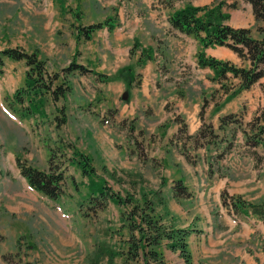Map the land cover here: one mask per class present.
<instances>
[{
  "label": "rangeland",
  "instance_id": "374dc122",
  "mask_svg": "<svg viewBox=\"0 0 264 264\" xmlns=\"http://www.w3.org/2000/svg\"><path fill=\"white\" fill-rule=\"evenodd\" d=\"M183 1L0 0V48L17 47L37 51L46 60L51 72L60 73L72 58L78 61L81 54L78 45L81 40V48L84 46L85 39L78 37L77 26L111 17L114 29H121L120 8L124 7L122 15L130 18L131 8L141 5L149 13L150 6L156 8L157 13L154 11V16L146 14V24L141 29V38L148 39V35L155 33L154 25L162 17V8L156 4L160 2L172 6L176 3L177 6L178 2L181 4ZM224 1L223 10L229 14V23L247 26L254 34L261 35L257 28L262 25L255 19L248 2ZM130 3L133 5H129ZM73 39L75 47L72 46ZM92 45L100 50L101 43L97 40ZM25 69L22 60L6 59L0 70V264H96L92 256L98 249L105 250L107 255L99 264H109L107 250L115 253L112 264H130L125 263L129 257L125 253L127 232L122 227L120 216L123 206L110 200L93 204L84 199L86 187L83 183L86 178L81 175L79 168L67 166V150L55 149L49 164V147H54L59 137L65 138L66 143L75 144L89 155L96 169V179L104 181L109 190L120 195H133L138 199L142 193H148L153 201L151 209L164 225L178 227L187 222L188 227L181 228L191 230L195 227L199 216L204 214L195 212L192 208L190 210L194 215L187 211L175 214L167 203L168 194L161 186L164 179L161 173L167 172L165 168L184 174L188 172L182 160L172 153H152L154 157L150 154L149 142L153 139V134H148L144 129L134 130L131 126L124 125L125 123L122 128H125L128 138L134 141L137 159L124 158L119 149L121 146L115 145L114 148L112 145V139H118V136L108 121H104L111 117L109 108L102 111L101 106L112 99L101 84H108L109 81H101L87 73L70 72L68 77L72 88L65 98H60L55 104L51 99L45 101V114L42 116L31 114L22 118L10 104L18 109L27 106L26 99L21 102L13 100L15 91L24 85ZM259 84L258 88L261 90L264 82L261 86ZM124 96L128 98V92L123 93L120 98L123 99ZM226 100L228 99L224 98L223 102ZM262 101L256 100L248 105L243 102L242 109L238 108V111H244V120L252 117L263 105ZM61 105H65L67 121L57 128L53 117L59 114L58 107ZM99 116L101 119L97 122ZM135 131L137 133L134 134ZM213 147L210 146V151H215L214 156L222 158V154L218 155V150ZM63 151L66 155L62 154ZM255 151V167L260 172L252 175V178L257 176L259 181L246 185V188H251L249 192L252 193L264 191V144L257 146ZM190 155L187 159L189 162ZM22 164L45 172L54 170L62 173L65 192L59 199H55L33 190L21 174ZM240 176L244 183L253 181L245 172ZM257 185L259 186L256 187ZM263 199L264 193L253 202ZM159 251L164 264L186 263L178 251L183 260L172 259L171 253L175 251L165 241L160 244ZM131 264H142V260ZM190 264L204 263L200 259L195 262L191 257Z\"/></svg>",
  "mask_w": 264,
  "mask_h": 264
},
{
  "label": "crops",
  "instance_id": "0c3cea01",
  "mask_svg": "<svg viewBox=\"0 0 264 264\" xmlns=\"http://www.w3.org/2000/svg\"><path fill=\"white\" fill-rule=\"evenodd\" d=\"M188 2L193 5H208L214 1L184 0L181 4L178 2L177 6L176 3L172 6L157 3L162 8V17L157 20L159 25L155 23V33L148 35V39L141 38V29L146 24V14L154 16L156 8L149 6L150 11L147 13L141 5L133 7L130 18L124 17L122 11L125 8H120L119 25L122 28L114 29V26L109 30L104 26L91 32L90 38L84 40L83 48L82 40L79 42L81 54L76 61L85 65L91 71L87 74L96 78V73L113 75L108 84L101 82L107 94L112 96V99L101 106L102 111L109 108L111 112L108 124L118 136V139H112V145L114 148L115 145L121 146L119 149L124 158L137 159L134 141L128 138L125 128H122L125 123L124 125L131 126L134 130L144 129L148 134H153V139L149 140L151 155L172 153L186 164L188 172L185 174L165 168L167 172L161 173L164 178L161 186L168 194L167 203L175 214L187 211L194 215L191 208L204 214L199 216L193 229L190 227L188 245L192 260L196 262L200 259L204 264H264V221L249 209L242 212L227 208L222 205L220 195L225 192L231 196L240 195L249 202L257 201L264 191L252 193L249 192L251 188H246V185L259 181L257 176L252 178V175L260 172V169L255 167L252 155L243 153L244 135L240 126L230 123L225 126V131L218 128L222 115L242 109L243 102L248 105L249 102L263 100L264 86L260 90L258 84L261 86L264 79L260 78L250 88L223 102L228 92L222 90L218 80L211 79V68H199L197 51L202 49L206 55L229 60L236 65H246V62L225 46L202 48L197 39L170 26L169 15ZM251 33L261 36L254 34L252 30ZM95 40L101 43L100 50L92 45ZM135 42L139 46L130 54ZM75 43L73 39V47L76 46ZM146 48L151 52L150 58H145L142 65H136L140 50ZM5 62L6 60L4 64ZM124 65L131 66L132 77L138 74L140 78L137 84L130 86L127 99L120 98L126 83L121 78L114 77ZM231 76L227 73V79L222 82L229 86L236 85L239 79ZM137 79L136 77L134 82ZM204 101L207 104L200 115ZM240 109L238 112L242 113L243 121L250 120L251 118L244 120L245 113ZM99 118L101 119L99 116L97 122ZM203 122L210 123L218 133V137L214 138V147L213 143L209 146H194L187 137L194 135ZM181 127L185 130L178 135ZM229 141L237 146L226 151L224 146ZM210 146L219 153L222 152L223 157L219 159L214 156L216 153L210 151ZM186 152L191 154L190 162L184 155ZM244 172L252 182H243L240 175ZM178 180L190 192L189 195H174L172 186ZM186 226L188 227L187 222L178 227ZM171 254L172 259L183 260L177 251Z\"/></svg>",
  "mask_w": 264,
  "mask_h": 264
},
{
  "label": "trees",
  "instance_id": "16d2710c",
  "mask_svg": "<svg viewBox=\"0 0 264 264\" xmlns=\"http://www.w3.org/2000/svg\"><path fill=\"white\" fill-rule=\"evenodd\" d=\"M245 1L251 4L255 19L264 23V0ZM224 3V0L213 2L210 5H193L189 3L173 11L169 16V21L174 28L196 38L201 47L227 46L237 53L241 59L248 62V65H236L230 61L206 55L201 49L197 51L196 59L198 65L201 67L207 66L213 70L214 73L211 79H216L220 82L222 90L228 92L226 98L229 99L242 90L249 88L255 81L264 76V27L258 26L257 30L261 33V36L257 37L251 33L250 28L234 27L228 24L226 20L229 18V14L223 10ZM109 21L110 18L89 25L77 26L78 37L89 39L91 32L105 24L111 28L112 24ZM138 46L139 43L135 42L130 54H133ZM150 56L149 48L142 49L136 63L142 64L145 58H150ZM6 59L23 60L27 66L25 85L15 91L13 99L15 102H21L26 99L27 106L24 109H18L13 104H10L11 108L22 118L31 116V114L44 115L45 101L51 99L53 104H55L60 98H65L68 91L71 90L72 86L68 77L70 72L75 70L80 73L89 71L84 65L76 62L75 58H72L68 65L62 68L60 73L58 71L51 72L46 60L41 58L37 51H27L17 47L0 49V70ZM130 70V66L122 67L116 74V77L125 81L126 88L129 87L134 79L130 75ZM227 73L239 79L236 86H229L222 82L223 79H227ZM98 76L103 81L108 79L105 74L98 73ZM206 104L207 102L205 101L201 107L200 115H202ZM58 112L59 114L54 115L53 119L56 120L55 125L57 128H60L67 121L65 105L59 106ZM230 123H236L241 127L247 146L254 147L263 144L264 102L247 122L242 121L240 113L222 115L219 118L218 128L225 131V126ZM184 130V127H181L178 134L184 132ZM187 137L193 138L196 145L210 144L215 143L214 138L218 137V134L215 133L210 123H203L195 135H190V137L187 135ZM64 139L59 137V141L54 147H49L46 144L49 147V164H51L55 149L67 150L69 152L66 157L67 166L79 168L81 175L86 178V182L83 183L86 187L84 199L89 200L93 204L102 200H110L123 206L121 207L120 216L122 227L127 232L125 253L129 257L125 263H138L142 260V264H164L159 246L165 241L170 249L178 251L184 261L190 264L191 256L188 248V236L191 230L189 228L164 225L160 218L153 213L151 209L153 201L148 197V193L145 195L142 193L138 199L133 195H120L115 191L109 190L104 181L100 182L96 179V169L89 155L81 151L75 144L66 143ZM230 143L231 141L227 143L225 150L230 148ZM62 154L66 155V152L63 151ZM185 155L189 159L190 154L185 153ZM20 168L29 184L47 196L59 198L65 192L62 173H57L54 170L45 172L23 164L20 165ZM209 171L211 172V169ZM157 193L161 195L158 190ZM189 193L179 180L174 184V195L176 197L186 196ZM221 201L224 205H230L233 209L243 212L249 208L252 213L257 214L264 220V199L259 202H249L240 195L231 196L222 192ZM105 254V250L98 249L92 257L99 264V261L107 256ZM107 254H109V264H112L114 251L107 250Z\"/></svg>",
  "mask_w": 264,
  "mask_h": 264
}]
</instances>
